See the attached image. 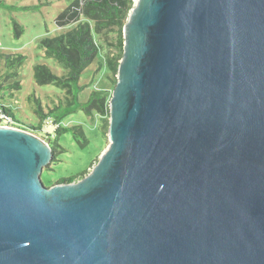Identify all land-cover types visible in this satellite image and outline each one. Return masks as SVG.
<instances>
[{
    "label": "water",
    "instance_id": "water-1",
    "mask_svg": "<svg viewBox=\"0 0 264 264\" xmlns=\"http://www.w3.org/2000/svg\"><path fill=\"white\" fill-rule=\"evenodd\" d=\"M124 38L84 177L0 125V264H264V0H137Z\"/></svg>",
    "mask_w": 264,
    "mask_h": 264
},
{
    "label": "trees",
    "instance_id": "trees-1",
    "mask_svg": "<svg viewBox=\"0 0 264 264\" xmlns=\"http://www.w3.org/2000/svg\"><path fill=\"white\" fill-rule=\"evenodd\" d=\"M3 5L4 2L0 0V6ZM133 5V0H73L59 14L57 18L59 26L64 27L75 22L78 24L55 37H45L40 40V45L46 53L57 58L66 71L58 75L46 64H37L34 67V78L37 84H53L63 91L58 102L52 99V105H49L51 109L47 112L41 104V99H34L36 100L35 112L40 118L37 125L22 124L13 107L2 99L0 100V125L5 122L11 126L31 131L43 136L49 142L53 149V159L47 165V169H52V165L59 161V155L65 150L59 143L61 134L73 132L82 147L89 143L81 125H62L65 113L82 109L91 116L98 114L102 133L105 136L109 132L110 98L117 82L118 68L124 52V27ZM91 21L94 22V29L102 43L97 42ZM15 25L20 26L18 22H15ZM20 34L21 30L17 31V35ZM105 48L107 53L100 61V66L106 64L109 67L108 78L112 81L113 87L109 90L94 89L90 91L86 101H81L80 93L89 87V85L80 83L81 77L96 61L101 50ZM0 60L4 61L5 66V70H0L1 87H10L11 90L21 89L19 69L24 64L26 56L21 53H2ZM13 94L12 92V96ZM63 108L67 110L65 113H61ZM47 118H52L55 126V139L51 133H46V137L43 135V124ZM79 136L83 137L82 141L79 140ZM87 173L85 171L79 176L63 177L55 183L75 181Z\"/></svg>",
    "mask_w": 264,
    "mask_h": 264
},
{
    "label": "rangeland",
    "instance_id": "rangeland-1",
    "mask_svg": "<svg viewBox=\"0 0 264 264\" xmlns=\"http://www.w3.org/2000/svg\"><path fill=\"white\" fill-rule=\"evenodd\" d=\"M2 1L4 5L0 6V54L21 53L26 56V60L19 69L22 88L11 90L10 87H1L0 85V100L2 99L6 104L13 107L22 124L32 125L34 123L37 125L40 118L35 112L36 100L34 99H41V104L47 112L51 109L49 105H52V99L58 102L63 91L53 84H37L34 78V67L37 64H46L58 75H62L66 71V68L57 58L46 53L40 45V40L45 37H55L78 24L75 22L62 27L57 23L59 14L73 0ZM15 22H18L20 26L17 27ZM91 25L97 42L102 43L96 34L93 21H91ZM20 30L21 34L18 36L17 31ZM106 53V48L101 50L93 65L83 73L80 83L89 85V87L80 93L81 101H86L90 91L94 89H112L113 83L108 78L109 67L106 64L100 66V61L104 59ZM1 69L5 70L2 60H0ZM12 92L14 93L13 96ZM66 111L63 108L61 113ZM100 122L98 114L91 116L82 109L64 114L62 125H81L89 143L82 147L73 132L61 134L59 143L65 150L59 155V161L52 165L51 170L45 168L42 172V180L46 186H51L63 177L79 176L85 171H90L93 167L92 164L96 163L102 152L110 144L109 133L104 136ZM3 125L9 124L4 122ZM43 129L45 137L47 136L46 133H51L53 139L56 138L52 118H47L43 124ZM40 137L44 139L43 136ZM79 140L82 141L83 137L79 136Z\"/></svg>",
    "mask_w": 264,
    "mask_h": 264
},
{
    "label": "built area",
    "instance_id": "built-area-1",
    "mask_svg": "<svg viewBox=\"0 0 264 264\" xmlns=\"http://www.w3.org/2000/svg\"><path fill=\"white\" fill-rule=\"evenodd\" d=\"M136 2H137V0H133V4H134V5L136 4ZM134 5H133V6H134Z\"/></svg>",
    "mask_w": 264,
    "mask_h": 264
}]
</instances>
